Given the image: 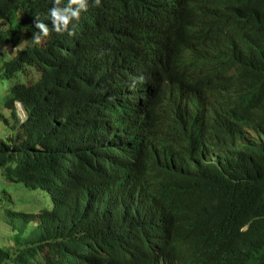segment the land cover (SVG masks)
Instances as JSON below:
<instances>
[{"label": "trees", "instance_id": "trees-1", "mask_svg": "<svg viewBox=\"0 0 264 264\" xmlns=\"http://www.w3.org/2000/svg\"><path fill=\"white\" fill-rule=\"evenodd\" d=\"M157 1L89 0L68 36L0 0V264H264V0H180L162 62L133 45ZM148 66L168 93L125 112Z\"/></svg>", "mask_w": 264, "mask_h": 264}, {"label": "clouds", "instance_id": "clouds-1", "mask_svg": "<svg viewBox=\"0 0 264 264\" xmlns=\"http://www.w3.org/2000/svg\"><path fill=\"white\" fill-rule=\"evenodd\" d=\"M180 0H158L155 4H149L146 7H135L138 11L145 14L153 24L152 41L147 43L136 42L137 48H141L146 60L157 62L166 61L163 54L171 47L176 51H188L191 46L183 41H174L169 36L174 17L181 13L179 10ZM53 6L48 10V18L51 24V31L59 34L66 33L72 36L74 29L79 22L81 13L86 11L89 6V0H66L61 6V0H52ZM33 25L35 31L32 32L31 38L26 40L31 44L38 45L43 38L49 35V25L38 18H34ZM165 43L163 44V42ZM157 44L158 46H155ZM172 70L159 80L156 71L152 67H146L137 84L132 86L122 97L121 102L125 112H137L143 114L147 108L150 96L153 92L168 93V79L171 77ZM117 79L119 72L115 75Z\"/></svg>", "mask_w": 264, "mask_h": 264}, {"label": "rangeland", "instance_id": "rangeland-1", "mask_svg": "<svg viewBox=\"0 0 264 264\" xmlns=\"http://www.w3.org/2000/svg\"><path fill=\"white\" fill-rule=\"evenodd\" d=\"M15 53H16L15 48L10 49L7 46H1L0 45V54H1L0 55V60H2V59H10ZM17 110H18L17 112H18V115H19L20 119L24 120L25 117H26L24 108L21 105L18 104L17 105ZM0 111L6 113V115H10L9 112L5 111V108L2 106L1 103H0Z\"/></svg>", "mask_w": 264, "mask_h": 264}]
</instances>
